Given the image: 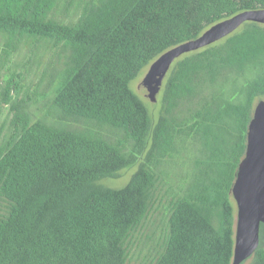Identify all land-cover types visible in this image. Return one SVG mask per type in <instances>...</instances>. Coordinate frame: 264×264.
Listing matches in <instances>:
<instances>
[{"label":"trees","instance_id":"1","mask_svg":"<svg viewBox=\"0 0 264 264\" xmlns=\"http://www.w3.org/2000/svg\"><path fill=\"white\" fill-rule=\"evenodd\" d=\"M257 9L264 0H0V62L49 52L51 92L37 116L23 74L1 77L0 264H127L166 165L183 154L190 171L166 199L148 264H231V188L264 99V24L178 58L156 115L132 83L167 50ZM130 167L124 185L103 183ZM248 260L264 264L262 224Z\"/></svg>","mask_w":264,"mask_h":264},{"label":"water","instance_id":"2","mask_svg":"<svg viewBox=\"0 0 264 264\" xmlns=\"http://www.w3.org/2000/svg\"><path fill=\"white\" fill-rule=\"evenodd\" d=\"M264 24V9L243 11L217 22L196 39L173 47L147 68L142 85L150 102L171 65L182 55L205 48L238 30L244 23ZM236 214L231 264H244L259 245L260 225L264 226V99L256 102L246 135V149L231 188Z\"/></svg>","mask_w":264,"mask_h":264},{"label":"rangeland","instance_id":"3","mask_svg":"<svg viewBox=\"0 0 264 264\" xmlns=\"http://www.w3.org/2000/svg\"><path fill=\"white\" fill-rule=\"evenodd\" d=\"M2 43L3 40H0V49ZM38 61H40V63H35L31 58H28V55L26 54V47H24L17 55L13 56L8 63L3 65V63L0 62V81L3 80L1 77H5V74L9 70L19 73L21 72L24 76L22 85L24 86L25 94L34 98V103H32L31 109L34 114L41 116L47 110L48 100L51 97L50 88H47L48 86L46 85V80L43 78L44 65H46L49 61V52L43 53ZM144 74H141L133 81L132 87L145 102L150 104L151 112L156 115L159 109L158 106L160 105L159 92L156 95L155 102L152 103L148 100L147 91L142 85ZM162 85L163 83L161 84L160 89ZM8 119L9 115L7 106H3L1 104L0 133H4L6 131ZM190 165L191 163L187 160L185 154L182 155V158L166 165L165 171L170 175L162 179L159 183V191L155 207L150 213L148 219L145 221L144 225L131 239L127 264H148L149 260L153 257V255H155L157 238L161 234L160 232L166 213V199L169 195H171V193L176 192L177 188L180 186L181 179L189 173ZM135 168L136 167H130L124 169L120 172V177L105 180L103 183L106 186L118 188L126 183ZM248 262L249 260L244 264H247Z\"/></svg>","mask_w":264,"mask_h":264}]
</instances>
